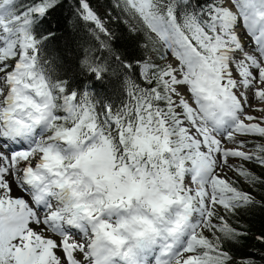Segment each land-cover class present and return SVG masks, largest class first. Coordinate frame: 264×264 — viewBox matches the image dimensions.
Masks as SVG:
<instances>
[{
    "label": "snow or ice",
    "instance_id": "1",
    "mask_svg": "<svg viewBox=\"0 0 264 264\" xmlns=\"http://www.w3.org/2000/svg\"><path fill=\"white\" fill-rule=\"evenodd\" d=\"M256 208L264 0H0V264H264Z\"/></svg>",
    "mask_w": 264,
    "mask_h": 264
},
{
    "label": "trees",
    "instance_id": "2",
    "mask_svg": "<svg viewBox=\"0 0 264 264\" xmlns=\"http://www.w3.org/2000/svg\"><path fill=\"white\" fill-rule=\"evenodd\" d=\"M25 3L28 2V0H24ZM65 15H67V12H65ZM115 27V26H114ZM57 37H59L58 42H53V44L49 48V53H55L58 56H61L66 59L67 62H64L62 60V67L58 69V71L63 74L65 79H68L69 82H72L73 78L76 77V67H75V55L78 52L79 45L84 43L88 40V37L83 32H75L71 33L70 35H65L64 32L57 31L56 32ZM134 40L137 45L139 43L140 37H129L127 33H123L120 35L119 42L124 45H128L132 43ZM70 41V43H69ZM67 45V46H66ZM137 50L139 51V48L137 47ZM80 79H83V77H80ZM88 83H91L90 81ZM116 82H108L104 83L102 86L98 85L97 89H93L94 91L99 90L101 93L104 94L105 99L112 103L114 107L120 103L121 96L116 94ZM256 213L254 216L250 213L249 218H252V222L257 227V232L261 230V228H264V221H261L259 218V221L257 220V216L260 215V217L264 218V208H256ZM257 247H252L250 249H243L242 251L244 253H247L248 255L253 256L255 259L259 260V256L257 255L256 251ZM234 251H240L239 249H233Z\"/></svg>",
    "mask_w": 264,
    "mask_h": 264
},
{
    "label": "rangeland",
    "instance_id": "3",
    "mask_svg": "<svg viewBox=\"0 0 264 264\" xmlns=\"http://www.w3.org/2000/svg\"><path fill=\"white\" fill-rule=\"evenodd\" d=\"M229 175H231V174L229 173ZM255 213H256V210H252V212H251L252 216H254ZM256 218H257L258 221H259V218L261 219V221H264V218L260 217V215H258ZM256 247L258 248L259 246L257 245Z\"/></svg>",
    "mask_w": 264,
    "mask_h": 264
}]
</instances>
